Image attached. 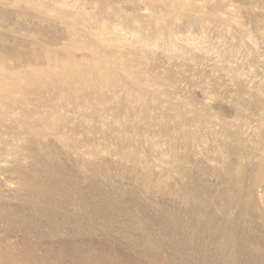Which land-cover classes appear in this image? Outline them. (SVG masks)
I'll return each instance as SVG.
<instances>
[{
  "label": "rangeland",
  "instance_id": "obj_1",
  "mask_svg": "<svg viewBox=\"0 0 264 264\" xmlns=\"http://www.w3.org/2000/svg\"><path fill=\"white\" fill-rule=\"evenodd\" d=\"M33 1L51 8L44 9L50 15L34 17L39 12L25 3L20 12L1 6L3 43L25 47L20 54L37 41H76L74 50L95 46L100 55L117 52L139 83L115 100L96 95L93 110L86 111L97 132L79 163L89 160L93 168L89 173L79 167L80 190L73 184L64 210L83 220L82 193L90 200L92 213L85 221L97 235L91 244L78 245L80 253L89 249L88 255L97 258L104 249L130 256L128 237L116 236L152 233L166 248L173 241L190 246L191 264H233L215 246L231 244L220 243L226 228L217 227L224 221L234 228L235 242L241 239L237 228L244 229L264 247V219L246 191L251 186L264 190V0ZM65 22L75 23V33ZM13 58L7 56L10 63ZM110 84L102 83L95 92L105 93ZM63 164L72 171V163ZM19 196L3 188L0 206L23 207ZM216 206L221 208L214 213L217 221H207ZM20 235L14 245H5L17 248ZM22 240L21 247H33V240ZM202 252L207 256L201 258ZM63 256L60 264H71Z\"/></svg>",
  "mask_w": 264,
  "mask_h": 264
},
{
  "label": "bare ground",
  "instance_id": "obj_2",
  "mask_svg": "<svg viewBox=\"0 0 264 264\" xmlns=\"http://www.w3.org/2000/svg\"><path fill=\"white\" fill-rule=\"evenodd\" d=\"M22 3L39 12L34 17L41 19L42 15H50L48 10L51 8L33 0H0V8L9 6L20 12L19 5ZM71 23L65 22L67 30L75 33L77 27L74 22ZM83 30L85 31L84 28ZM69 35L71 34L68 33ZM93 37L96 38V35ZM100 39L102 38H99V42ZM38 42H32L20 54L19 51L25 47L6 45L0 36V199L3 188L18 192L20 196L17 200L23 206H0V224L3 226L0 229L3 234L0 239V264H60L59 260L63 255H67L71 264H123L125 260L129 262L127 264H191L190 246L185 244L187 247L183 248L173 241L166 248L163 238L152 233H141L142 235L134 237L116 236L118 240L128 237L130 256L127 251L110 255L104 249L101 252L103 257H95L96 259L88 255L89 249L83 252L84 255L80 253L78 245L91 244L97 235L93 229L87 228L85 221L92 213L90 200L82 193L79 202L87 214L83 220H74L64 210L69 209L73 184L74 189L80 190V180L76 178L79 167L83 165L85 172L89 173L93 168L89 160L79 163L83 149L91 146L94 142L93 135L97 132L86 111L92 107L90 105L96 95L105 102L107 97L115 100L129 86H137L139 83L134 80V75L117 52L104 50L100 55L95 46L93 49L89 45L88 48L83 49L81 46V50H74L76 41L73 45L70 44L71 41L70 45L52 42L40 45ZM7 56H15L13 63L8 61ZM50 75L53 77L48 80ZM105 82L111 83V87L103 94L96 93V88ZM102 115L99 116L103 118ZM28 161L31 162L30 165ZM63 162L72 163V171ZM259 180L257 176L254 182ZM251 187L246 189L249 193L247 201L264 219V190L259 188L254 191ZM236 189L237 187L233 192L239 200L240 191ZM55 197H58L56 201ZM128 202L131 201H126L127 204ZM213 208L214 212L208 214L207 221H217L214 213L221 212V208ZM218 226L219 231L226 228L220 234V243H231L226 247L215 245L219 253H227V257L233 259V264H264V247L258 236L237 228L241 235L238 243L233 237L235 230L228 222H220ZM18 235L25 240H33V247H21L18 244L20 241L23 243L21 238L16 243L17 248L11 249L10 246L13 247L12 242ZM99 235L106 239L108 237L107 234ZM5 242L13 245L8 243L10 246L7 247ZM94 247L96 248L95 245ZM181 248L183 252H180ZM38 251H41L40 255L36 254ZM60 252L66 253L62 255ZM199 255L201 258L207 256L203 252ZM212 263L230 264L219 260H212Z\"/></svg>",
  "mask_w": 264,
  "mask_h": 264
}]
</instances>
